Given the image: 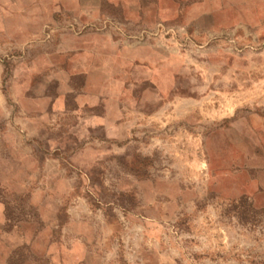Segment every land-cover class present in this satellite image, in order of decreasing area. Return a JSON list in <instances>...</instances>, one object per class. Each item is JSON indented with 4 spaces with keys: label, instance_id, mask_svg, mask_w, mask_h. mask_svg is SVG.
Instances as JSON below:
<instances>
[{
    "label": "rangeland",
    "instance_id": "1",
    "mask_svg": "<svg viewBox=\"0 0 264 264\" xmlns=\"http://www.w3.org/2000/svg\"><path fill=\"white\" fill-rule=\"evenodd\" d=\"M33 2L0 0V264H264V20Z\"/></svg>",
    "mask_w": 264,
    "mask_h": 264
},
{
    "label": "crops",
    "instance_id": "2",
    "mask_svg": "<svg viewBox=\"0 0 264 264\" xmlns=\"http://www.w3.org/2000/svg\"><path fill=\"white\" fill-rule=\"evenodd\" d=\"M31 4L34 5L29 10L38 12L37 21L44 26L65 19L62 14L84 21L95 19L107 6L118 8L126 19L132 20L141 15L169 21L212 20L223 27L239 21L264 20V15L261 16L264 14V0H38ZM2 26L0 24V29ZM37 31L41 33V25Z\"/></svg>",
    "mask_w": 264,
    "mask_h": 264
}]
</instances>
